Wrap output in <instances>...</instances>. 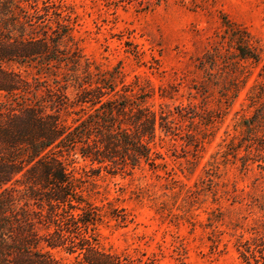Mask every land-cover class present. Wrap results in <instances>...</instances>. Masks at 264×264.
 Returning <instances> with one entry per match:
<instances>
[{
  "label": "rangeland",
  "instance_id": "rangeland-1",
  "mask_svg": "<svg viewBox=\"0 0 264 264\" xmlns=\"http://www.w3.org/2000/svg\"><path fill=\"white\" fill-rule=\"evenodd\" d=\"M59 1L84 56L118 69L170 122L169 133L156 129L157 168L96 172L92 201L117 211L98 227L102 247L118 264H264V143L248 144L242 124L260 65L244 62L246 82L233 88L221 64H208L215 49L231 58L226 25L264 58V0Z\"/></svg>",
  "mask_w": 264,
  "mask_h": 264
},
{
  "label": "trees",
  "instance_id": "trees-1",
  "mask_svg": "<svg viewBox=\"0 0 264 264\" xmlns=\"http://www.w3.org/2000/svg\"><path fill=\"white\" fill-rule=\"evenodd\" d=\"M63 9L59 0H0V264H58L55 249L81 264H118L100 243L98 227L117 211L92 201L95 174L157 168L156 129L170 132L148 93L84 56ZM226 30L231 58L215 49L208 64H221L233 88L246 82L244 62L260 65L242 124L248 144L264 143L262 50L246 31Z\"/></svg>",
  "mask_w": 264,
  "mask_h": 264
}]
</instances>
